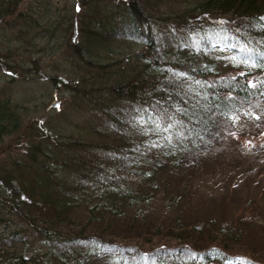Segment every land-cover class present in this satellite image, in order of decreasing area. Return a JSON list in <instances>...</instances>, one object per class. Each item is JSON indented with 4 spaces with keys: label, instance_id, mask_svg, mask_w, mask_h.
<instances>
[{
    "label": "trees",
    "instance_id": "16d2710c",
    "mask_svg": "<svg viewBox=\"0 0 264 264\" xmlns=\"http://www.w3.org/2000/svg\"><path fill=\"white\" fill-rule=\"evenodd\" d=\"M23 1L0 0V31L18 28L0 33V47L10 51L0 49V60L10 62L4 68L32 82L39 60L52 58L41 79L73 89L94 125L88 121L71 142L56 126L41 127L22 157L9 160L13 171L0 168V264H89L105 250L116 251L110 264H264L262 256L256 263L229 254L239 241L229 225L211 236L213 218L191 219L171 206L169 226L157 224L146 251L120 246L111 232L130 213L144 222L148 216L132 211L161 193L181 203L185 191L175 180L210 148L217 121L231 123L254 101L263 105L264 0H196L180 15L167 7L185 0H84L76 19L69 10H56V19L45 17L47 8L18 12ZM44 34L56 49L45 44L44 58L31 59ZM11 107L0 101V134L20 125ZM79 209L84 224L74 219L83 216Z\"/></svg>",
    "mask_w": 264,
    "mask_h": 264
},
{
    "label": "rangeland",
    "instance_id": "374dc122",
    "mask_svg": "<svg viewBox=\"0 0 264 264\" xmlns=\"http://www.w3.org/2000/svg\"><path fill=\"white\" fill-rule=\"evenodd\" d=\"M82 1L84 0H41L38 2L24 0L18 12L26 13L32 7L38 10L47 8L50 11L46 12L45 17L56 19L58 16L56 10H60V12L69 10L67 13L72 15V19H76L83 17V9L80 10L78 7L84 3ZM195 1L185 0V3L181 5L182 9L179 6L177 8L168 6L167 9L169 12L174 11L177 13L176 15H180L184 7L192 6ZM10 26L11 24L8 25V27ZM17 30L18 28L9 29V31L1 30L0 33H8L9 36H12L17 33L13 31ZM43 36L41 39L36 38L33 42L35 48L32 50L31 59L44 58L45 53L40 52V48L45 44H47L49 52L56 49L55 44L50 42L49 36L45 34ZM27 37L30 39L29 36ZM1 40L3 38H0V45ZM135 44L138 47L143 45V43ZM4 48L7 49V53H10L7 46L0 47L1 50ZM238 50V54L247 53V50L242 47H239ZM7 61L0 60V101L6 100L11 103L13 111L18 113L17 120L20 125L12 133L10 131L11 134H0V168L5 165L7 169L13 171L9 160L22 157V153H25L23 147H26L28 142L38 135L36 132L39 128L46 127L48 129L49 125L56 126L58 131L63 132L64 140L69 139L71 142L74 137L81 138V136H77L81 132L77 131L88 121L90 128L94 123L89 120V116H85L87 113L84 107L85 103L73 89L69 87L63 91L61 85L56 87L41 79L44 73L51 72L48 67L53 62L52 58L39 60L36 67L38 72H32L34 74L32 79L35 80L32 82L26 78L22 79L21 76L24 74L19 75L17 69H14V72L6 70L4 66L7 65L6 63H10ZM30 68L35 70L33 65ZM80 111L82 114L80 118H76L77 122H75L78 128L71 129L70 124L74 121V113ZM240 114L233 118L231 123L224 120L217 121V129L210 140V148L201 156H197L194 161L190 160V165L193 163L191 167L183 170V174L176 178L178 188L185 191V198L182 197L181 203L179 200L178 204L176 201H173L172 204L169 201L170 198H166L161 193L150 205L139 206L132 211L137 212L141 217L148 216L144 222L142 219L133 221L132 213L128 214V217L118 219L111 229V232L117 234L112 240L118 242L120 246L126 247L135 243L140 251L150 249L148 239L155 238L153 236L157 224L162 222L165 227L169 226L167 220L171 212L168 206H171L172 210L185 209L186 214L184 215L191 219L202 217L200 214L213 218L216 224L215 229L213 227L207 229L211 236L219 235L221 229L226 232L229 225L236 235L239 234V241L233 248L234 252L229 251V254H234L235 257L244 254L256 259L254 262L258 263L257 258L264 257V189H255L254 187L260 182L264 183V103L261 105L260 102L254 101ZM39 164H31L35 166L34 171L38 169L37 165ZM132 179L135 181L134 178ZM233 188L237 190L233 192ZM181 196H183L182 192L177 198L179 199ZM242 205L243 207H240ZM75 213H79V217L83 215L80 217L81 219L74 218L76 222L84 219L85 212L82 209ZM163 218L166 220L165 224L162 221ZM86 220L85 218L83 224ZM98 227L91 226L89 229L94 232ZM123 229H130L129 235L120 231ZM168 232L169 230H164V233ZM129 237L133 238L132 242L130 239H126ZM203 241L204 238L201 240L202 244ZM154 242L157 241L154 240ZM38 244L41 245L40 242ZM172 246H178V244L175 242ZM29 247L30 250L27 252L31 254L36 249L35 242ZM192 247L199 248L196 245ZM73 251L78 253L80 247H74ZM114 253L111 255L105 250L98 258L92 257L89 264H110L108 259L114 256ZM55 264H68V262L65 260L55 262Z\"/></svg>",
    "mask_w": 264,
    "mask_h": 264
}]
</instances>
